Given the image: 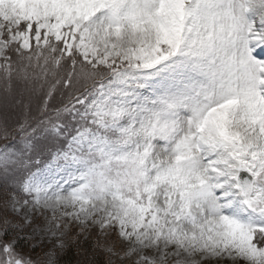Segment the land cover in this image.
I'll return each instance as SVG.
<instances>
[{
  "label": "snow or ice",
  "instance_id": "6c2138e0",
  "mask_svg": "<svg viewBox=\"0 0 264 264\" xmlns=\"http://www.w3.org/2000/svg\"><path fill=\"white\" fill-rule=\"evenodd\" d=\"M0 264H264V0H0Z\"/></svg>",
  "mask_w": 264,
  "mask_h": 264
}]
</instances>
